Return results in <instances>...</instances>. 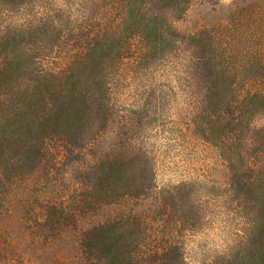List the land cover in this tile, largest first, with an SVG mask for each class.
Listing matches in <instances>:
<instances>
[{
	"label": "trees",
	"instance_id": "obj_1",
	"mask_svg": "<svg viewBox=\"0 0 264 264\" xmlns=\"http://www.w3.org/2000/svg\"><path fill=\"white\" fill-rule=\"evenodd\" d=\"M193 1L0 0V264H264V0L181 32ZM168 110L215 149L222 188L157 182L146 133ZM213 214L221 246L194 263Z\"/></svg>",
	"mask_w": 264,
	"mask_h": 264
},
{
	"label": "rangeland",
	"instance_id": "obj_2",
	"mask_svg": "<svg viewBox=\"0 0 264 264\" xmlns=\"http://www.w3.org/2000/svg\"><path fill=\"white\" fill-rule=\"evenodd\" d=\"M247 0H219L216 9L209 12L210 5L206 0H194L190 5L184 19L176 23L182 32L189 29L198 18H219L225 16L233 9L235 4ZM189 54L181 45L177 56L167 62L164 67L169 74L183 75L190 65ZM131 94V93H129ZM158 121L161 125L147 131V140L152 147L156 163V180L159 184L177 183L181 180H191L195 187L202 191L211 186L224 185L227 171L219 159L217 152L210 145L191 136L184 128L182 120L177 118L175 111L163 112ZM264 116L258 118L256 124L263 122ZM157 122V119L155 120ZM60 164V163H59ZM57 163V165H59ZM74 166L76 163H73ZM56 180L50 182L49 195L59 198L69 194L73 186L72 172H59L53 170ZM53 177V178H54ZM44 184V175L41 173V185ZM44 192V191H43ZM45 196L44 194L41 197ZM218 212V208L214 213ZM222 215L213 214L208 225L195 233L186 244V256L188 260L196 263L202 257L203 252L220 247L222 242Z\"/></svg>",
	"mask_w": 264,
	"mask_h": 264
}]
</instances>
